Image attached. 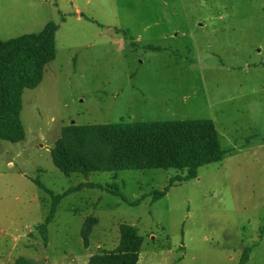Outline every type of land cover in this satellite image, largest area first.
Here are the masks:
<instances>
[{
  "label": "rangeland",
  "instance_id": "374dc122",
  "mask_svg": "<svg viewBox=\"0 0 264 264\" xmlns=\"http://www.w3.org/2000/svg\"><path fill=\"white\" fill-rule=\"evenodd\" d=\"M49 22L57 55L24 92L26 138L0 140V264H89L118 247L122 224L143 238L138 264H239L246 248L247 264H264V0H0V40ZM179 120H211L226 154L155 202L181 172L86 178L53 162L70 124ZM88 181L44 238L53 200L37 182L59 195Z\"/></svg>",
  "mask_w": 264,
  "mask_h": 264
},
{
  "label": "trees",
  "instance_id": "16d2710c",
  "mask_svg": "<svg viewBox=\"0 0 264 264\" xmlns=\"http://www.w3.org/2000/svg\"><path fill=\"white\" fill-rule=\"evenodd\" d=\"M60 26L49 22L37 33L0 40V140L19 143L26 138L21 120L23 95L43 81L46 67L56 59V34ZM53 162L63 173H82L86 178L95 172L124 170L174 169L180 174L170 179L163 190L152 193L155 202L164 197L171 186L194 179L201 167L220 162L226 151L211 120H179L159 122H125L80 126L70 124L62 130L52 151ZM52 196L51 211L40 232L47 237L48 225L54 220L60 202L67 195L85 187L86 182L62 194ZM112 194L120 193L108 189ZM141 199L130 202L137 206ZM98 220L86 218L81 235L86 247ZM143 238L136 226H120V242L112 251H102L89 258V264H138ZM252 248H246L239 264H247ZM18 264H30L19 259Z\"/></svg>",
  "mask_w": 264,
  "mask_h": 264
},
{
  "label": "crops",
  "instance_id": "0c3cea01",
  "mask_svg": "<svg viewBox=\"0 0 264 264\" xmlns=\"http://www.w3.org/2000/svg\"><path fill=\"white\" fill-rule=\"evenodd\" d=\"M47 68V67H46Z\"/></svg>",
  "mask_w": 264,
  "mask_h": 264
}]
</instances>
